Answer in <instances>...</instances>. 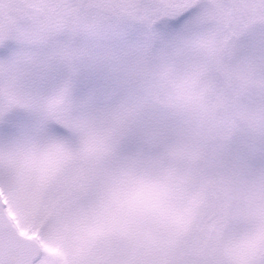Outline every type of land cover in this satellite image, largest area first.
Listing matches in <instances>:
<instances>
[{
	"label": "snow or ice",
	"instance_id": "1",
	"mask_svg": "<svg viewBox=\"0 0 264 264\" xmlns=\"http://www.w3.org/2000/svg\"><path fill=\"white\" fill-rule=\"evenodd\" d=\"M0 264H264V0H0Z\"/></svg>",
	"mask_w": 264,
	"mask_h": 264
}]
</instances>
